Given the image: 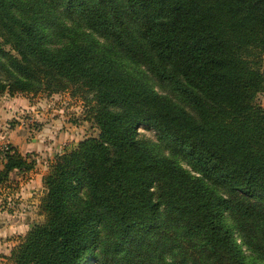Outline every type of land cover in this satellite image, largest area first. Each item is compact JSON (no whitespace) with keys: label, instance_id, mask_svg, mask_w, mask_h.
<instances>
[{"label":"trees","instance_id":"16d2710c","mask_svg":"<svg viewBox=\"0 0 264 264\" xmlns=\"http://www.w3.org/2000/svg\"><path fill=\"white\" fill-rule=\"evenodd\" d=\"M263 63L264 0H0V96L70 91L98 129L50 162L12 264H264ZM7 148L11 186L35 161Z\"/></svg>","mask_w":264,"mask_h":264},{"label":"rangeland","instance_id":"374dc122","mask_svg":"<svg viewBox=\"0 0 264 264\" xmlns=\"http://www.w3.org/2000/svg\"><path fill=\"white\" fill-rule=\"evenodd\" d=\"M262 71L264 72V63ZM147 74L157 91L176 99L174 92L168 86L159 82L150 72L147 71ZM258 100L264 106V93L259 96ZM0 105V109H6V111L9 109L14 112L4 117V122L0 127L1 132L7 135L12 132L13 140H24L26 143H29L31 138H37L43 146L38 152L21 154H29V158L35 163L39 161L38 168L44 174L48 170L50 160H53L57 154L72 148L86 137L98 134L95 124L84 119L85 109L81 100L72 96L70 91L52 95L16 94L9 96L4 94L0 96ZM14 105L17 107L13 108ZM137 132L138 138L151 147L156 155L174 159L187 172L199 176V173L193 170L185 154L174 149L154 129L140 126ZM8 145L13 146L12 143ZM2 167L3 160L0 158V170ZM24 180H27L25 174L21 176L20 182ZM12 182L16 181L12 179ZM18 183L19 181H17V186H10L7 182L0 183V264H12L9 259L12 248L34 224L43 221L45 217L40 207L44 193H40L39 190L33 198L25 199L18 190ZM208 183L209 186H220L212 181ZM215 188L222 190L220 187ZM236 238L241 243L240 238ZM242 248L246 251L244 246Z\"/></svg>","mask_w":264,"mask_h":264},{"label":"crops","instance_id":"0c3cea01","mask_svg":"<svg viewBox=\"0 0 264 264\" xmlns=\"http://www.w3.org/2000/svg\"><path fill=\"white\" fill-rule=\"evenodd\" d=\"M12 107L15 108L17 107V105H14ZM12 113L14 112L9 111V109H7V111L6 109H0V127L2 123L4 122V117L10 116L12 115ZM11 138H12V132L9 133V135H7L0 131V144L12 143V145L15 146V148L20 153H28L32 151L38 152V150H40L43 147L41 143L39 142V140H37V138H31L29 143H26L24 140L17 141L16 139L13 140V138L12 139ZM51 161L52 160H50V162ZM38 166H39V161L35 163V166L33 167V169L29 171H24V172L14 171L13 173H11V178L16 181V182H13L11 186H17V181H19L18 190L20 191V194H22L25 197V199L33 198L34 195L37 194V191L39 190H40V193H44V188L42 184V177L44 175V172H40V169L38 168ZM24 174L26 175L27 180L20 182V178Z\"/></svg>","mask_w":264,"mask_h":264},{"label":"built area","instance_id":"2783aa9c","mask_svg":"<svg viewBox=\"0 0 264 264\" xmlns=\"http://www.w3.org/2000/svg\"><path fill=\"white\" fill-rule=\"evenodd\" d=\"M8 148H7V145L6 144H2L1 146H0V158L2 159V154H3V152L5 151V150H7Z\"/></svg>","mask_w":264,"mask_h":264}]
</instances>
